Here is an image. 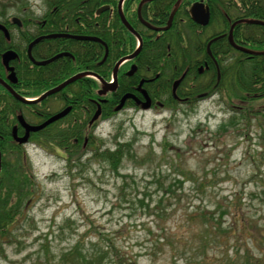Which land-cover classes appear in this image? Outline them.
Returning <instances> with one entry per match:
<instances>
[{"label": "rangeland", "instance_id": "rangeland-1", "mask_svg": "<svg viewBox=\"0 0 264 264\" xmlns=\"http://www.w3.org/2000/svg\"><path fill=\"white\" fill-rule=\"evenodd\" d=\"M222 94L101 118L90 133L95 142L72 162L48 139L26 145L33 194L0 234V264H57L76 241L87 249L96 233L111 238L121 264H223L236 251V264H264V112L228 125L233 114ZM117 146L124 151L117 168L94 155ZM234 203L256 228L213 242L200 259L194 247L203 226L189 215L220 204L215 216L225 212L226 227ZM180 239L185 259L170 251ZM156 243L164 249L146 254Z\"/></svg>", "mask_w": 264, "mask_h": 264}, {"label": "flooded vegetation", "instance_id": "flooded-vegetation-1", "mask_svg": "<svg viewBox=\"0 0 264 264\" xmlns=\"http://www.w3.org/2000/svg\"><path fill=\"white\" fill-rule=\"evenodd\" d=\"M62 1L66 0H24L23 2L20 0H0V79L4 80L18 95L20 94L16 84L20 82V79L17 78L16 67L18 69L21 67L24 74L37 71L41 67H46V69L51 70L50 72L55 73L57 71L56 63L67 59H76L75 49L67 44L62 47L60 39L81 42L92 41L98 45L94 57L97 59L95 67L87 64L88 58L84 59L82 68L72 75H67L48 90L74 75H84L41 100L42 102L48 100V102L41 109L36 110L37 114H34V110L28 107L10 112L8 110L10 105L4 107L5 103H3L1 107L8 112H2L0 107V125L7 127L9 137L14 145L21 146L13 140L14 127L17 136L20 137L25 134V128L20 122V118L26 124L37 125L53 114L70 107L69 112L64 117L48 124L39 131L30 132L27 142L31 143L39 138H46L45 130L54 124L55 127H63L64 118L73 111L72 121L83 123L81 138L83 147H85L89 136H91L93 126L103 118L102 113L106 108L105 104L112 103L110 100H114L113 97L117 98L118 104L124 98L121 108L118 110L120 112L126 109L149 110L157 106L164 108L167 102L189 105L204 97L221 93L219 82L222 76V59L234 63L237 61L238 52L245 53L236 49L231 43L232 41L236 46L245 47L237 44L236 29L243 34L241 29L243 24H255L249 20L264 22V19L242 17L243 9L238 8L240 6L239 0H122L120 6V0H117L115 9L111 8L109 4H104L96 9L95 14H101L102 18H93L91 15L85 16V29L92 27L93 21L101 20L100 24L98 21L94 22L96 26L101 27L100 36L73 34L71 31L75 28L71 25L81 23L78 18L71 15L69 17L57 16L56 12H53L58 6H61ZM196 3L202 5L201 9L208 11V22L205 25L196 23L191 17L190 9ZM74 4V0H71L70 5ZM182 4L185 8L182 7L180 14L177 15ZM226 4L228 5V12L224 10ZM105 6L107 8L97 12L98 9ZM214 11L215 14H213ZM115 17L121 28L110 27V18ZM62 22L64 25L60 27ZM257 25L264 26V24ZM190 27H197V29L195 32H189ZM52 34L93 36L100 41L81 40L69 36L52 37L50 36ZM229 37H231V41ZM110 38H112L111 41ZM189 40L192 41L193 45L197 44L198 47V50L192 53L193 59L188 56ZM220 40H222V44L219 43ZM240 41L244 40L240 39ZM246 43L248 44L246 48L253 51H264V49L251 47V43L248 41ZM212 44H214L213 51L211 49ZM221 47L224 48L223 51H221ZM7 51L15 52L17 56L10 60L6 66L2 62V55ZM224 52H226L225 55H223ZM60 53L66 54L45 64L38 65L35 63L49 60ZM99 54L101 55L100 58ZM245 54V58L248 60L255 56L260 57L259 61L263 60L262 68L264 67V54ZM109 66L110 77L107 78L106 73ZM8 67L13 68L16 82L12 83L7 79L10 74V71L7 70ZM181 69V73L178 74ZM114 71L116 80H113ZM92 74H95L102 81ZM177 81L178 83L175 85ZM110 83L115 84L114 89L101 92ZM80 84H84L85 87L88 86V91L91 92L93 86H96V98H93L91 93L88 97L83 96L82 100H84L83 98L86 100L84 105L83 102H79V97L75 96V89ZM0 87L14 97L1 83ZM85 87H82V90L87 91ZM66 89L68 90L66 91ZM3 90H0V95L3 94L1 93V91L4 92ZM50 97L52 98L49 100ZM55 104L56 106L53 107ZM91 104H95L96 109L93 110ZM97 110H99L98 117L90 123ZM79 111L80 118L78 119L76 112ZM34 115L37 117L35 118Z\"/></svg>", "mask_w": 264, "mask_h": 264}, {"label": "trees", "instance_id": "trees-1", "mask_svg": "<svg viewBox=\"0 0 264 264\" xmlns=\"http://www.w3.org/2000/svg\"><path fill=\"white\" fill-rule=\"evenodd\" d=\"M23 2L24 0H20ZM71 0H66L61 2V6H58L53 12H56L57 16L69 17L76 16L78 21L81 23L72 24L71 27L75 28L71 32L73 34H94L97 36L101 35L100 26L94 24L95 21L101 22V20H95L92 22V27L85 29L84 19L85 16L91 15L93 18H102V15H96V9L104 4H109L111 8H116L117 0H74V5H70ZM82 1V2H81ZM240 6L242 8V17H250L255 19H264V0H239ZM184 4V3H183ZM179 8L177 15L180 14L181 9L185 8L184 5ZM222 5H225L222 3ZM228 5L224 7V10L228 12ZM215 14V11L213 12ZM63 21V19H61ZM225 23L226 21L223 20ZM83 22V23H82ZM100 24V23H99ZM160 24V23H158ZM227 24V23H226ZM64 23L62 22L60 27ZM109 25L111 28H121L117 18H110ZM228 25V24H227ZM226 25V27H227ZM192 26V25H190ZM195 26V25H194ZM194 28H189V32H195ZM242 33H239V30L236 29V41L237 44L248 46L246 41L250 42L251 47L256 49H264V26L257 24H243L241 26ZM122 30V29H121ZM112 38H110L111 41ZM244 40V41H240ZM246 40V41H245ZM62 47L66 44L75 49V60L67 59L66 61H59L57 64L56 72H50L51 70L46 69V67H41L37 71H33L28 74L22 73L21 67L18 69L16 67L17 78L20 79L17 83L18 93L24 98H35L40 96L44 91L51 88V86L58 84L63 80L67 75H72L76 73L80 68L83 67L84 59L88 58L87 64L95 65L97 59H94L96 56V51L98 45L95 42L87 41L81 42L77 40H68L60 39ZM111 43V42H108ZM222 44V40L219 41ZM242 43V44H240ZM79 47H81L79 49ZM229 47V46H228ZM213 51L214 44L211 45ZM198 50L197 44H194L189 40V49L188 56L193 59V52ZM224 48L221 47V51ZM224 52L223 55H225ZM100 58V54L98 55ZM246 54L238 52L237 61L229 66H226L225 61H221V80H220V89L223 98L225 97L228 105L230 106L232 117L228 120L227 124L232 125L233 121L246 122L251 119L253 116H257L259 113L264 112V73H263V60L259 61L260 57H253L248 60L245 58ZM261 60V59H260ZM164 61V60H162ZM159 62V61H158ZM93 63V64H92ZM229 63V62H228ZM15 64V63H14ZM95 67V66H94ZM33 69V68H32ZM164 69V68H163ZM1 71V69H0ZM182 69L178 71V74L181 73ZM167 73V72H166ZM177 74V75H178ZM106 77H110V66L107 69ZM26 78V79H23ZM25 81V83H24ZM83 83V82H82ZM88 85V84H87ZM86 85V86H87ZM82 87H85L84 84H80L79 87L75 89V96L79 97V102L86 101L85 98L82 100L83 96H91L96 98V86H93V90L88 91V86L85 87L86 90H82ZM69 89V88H68ZM66 89V91L68 90ZM0 90H3L0 87ZM82 90V91H81ZM4 91V90H3ZM0 95V107L4 104V107L8 106L10 112H16L18 110L25 109L28 107L33 109L34 114H37L36 110L41 109L45 106L48 100L43 102H20L15 99L11 94L6 91H1ZM52 97L49 98V100ZM110 101L112 103L105 104L106 108L104 109L102 116L106 118L109 115L116 114L118 102L116 97H113ZM176 102H167L165 106L173 107L176 105ZM28 105V106H26ZM82 105V106H83ZM92 105V104H91ZM112 105V106H111ZM93 110L95 104L92 105ZM109 106V107H108ZM175 108V107H174ZM2 112H8L5 108L1 107ZM70 113L66 118H64L63 127H55V124L45 130L46 139L50 141L51 144L59 145L67 153L68 160L72 162L74 159L78 158V155L85 149V147L90 146L95 141L92 136H89V140L85 147H83L82 134H83V123L73 122ZM36 118L37 116L34 115ZM76 117L80 118V111L76 112ZM107 117V118H108ZM240 118V119H239ZM86 120V119H85ZM241 121V122H242ZM86 124V121H85ZM6 126L0 125V153H1V171H0V234H4L7 226L13 222L15 217L19 214L21 207L25 204L27 198L33 194V180L30 175L29 168H27V161L25 162V153L22 145H14L9 137V132L6 129ZM10 129V127H9ZM47 132V133H46ZM40 139V138H39ZM37 139V140H39ZM44 139V138H43ZM76 139V141H75ZM53 146V145H52ZM95 156H100L106 160L115 161L114 166L117 168V163L120 162L124 156V151L120 147H115L111 151H99L96 149L94 151ZM73 157V159H71ZM185 174V173H183ZM160 188L163 185L159 186ZM199 189L205 188L202 183H199L197 186ZM168 188V187H167ZM231 212L228 225L224 226V222L221 221L222 216L225 212H219V215L216 217L217 211L220 210L221 205L217 204V207L213 210L204 208L195 212V214L189 215V220L198 218L200 220V225L203 226V233L199 235V239L196 243L194 249L199 254L200 259H204L207 248L209 249L213 242L220 243L221 239H227L230 236L238 235L239 231L247 232L250 229L256 228L250 223L249 216L242 209L241 205L231 204ZM237 212H239V217L237 219ZM251 224V225H249ZM97 236L94 242H91L87 249L84 247V244L81 240L75 242L65 252H62L59 255L60 262L57 264H102L104 259H113L114 263L121 264V261L118 259H125V257L120 253V251H115L116 245L113 243L111 238L107 237L108 241L103 242L100 240V234L96 233ZM238 237V236H237ZM102 238V237H101ZM106 238V237H105ZM235 238V237H234ZM257 239L256 237H254ZM170 238H168L169 240ZM238 240V239H237ZM101 243V244H100ZM224 243V242H223ZM179 244H187L184 240H178L176 243L170 241V251L172 256L176 259L184 256L185 249H180ZM193 247V246H191ZM164 248L161 247V244L156 243L155 246H151L149 250H146V254L149 256L156 257L157 252L162 251ZM243 250L242 259H248L250 255L248 253V248L245 247ZM242 252V251H241ZM182 253V254H180ZM196 253V254H197ZM180 254V255H179ZM263 253L261 252V255ZM238 253H234L232 257L228 256L224 259H230V261L223 264H236L233 259H236ZM240 258V257H238ZM123 264V261H122ZM238 264V263H237ZM249 264V262H246Z\"/></svg>", "mask_w": 264, "mask_h": 264}, {"label": "water", "instance_id": "water-1", "mask_svg": "<svg viewBox=\"0 0 264 264\" xmlns=\"http://www.w3.org/2000/svg\"><path fill=\"white\" fill-rule=\"evenodd\" d=\"M121 1H119V6L121 4ZM202 5H198L197 3L194 4L191 9H190V14H191V17L192 19L198 23V24H201V25H205L207 24L208 22V11L207 10H204V9H201ZM103 8H107V6L105 7H102L100 9L97 10V12H100L101 10H103ZM206 12H204V11ZM119 11H120V8H119ZM121 14V13H120ZM122 17V15H121ZM123 19V17H122ZM124 21V19H123ZM251 23H255V24H264L263 21H260V20H249ZM125 22V21H124ZM52 37H57V36H69L71 38H75V39H81V40H93V41H100L97 37H93V36H76V35H63V34H52L50 35ZM230 41H231V37H229ZM231 43L233 44V46L240 50V51H243L245 53H249V54H264V52H256V51H253V50H250V49H247V48H244V47H241V46H236L232 41ZM66 53H60V54H57L55 55L54 57H52L51 59L49 60H46V61H42V62H35L36 64L40 65V64H45L47 62H50L62 55H64ZM16 53L15 52H12V51H7L5 52L3 55H2V62L4 65H8V62L14 58H16ZM7 70L10 71V74L8 75L7 79L10 81V82H16V76H15V73L13 71V68L12 67H8ZM84 74H77V75H74L68 79H66L65 81H63L61 84H59L58 86L44 92L40 97L36 98V99H32V100H28V99H25L23 98L22 96L16 94L15 92H13V90L11 89V87L2 79H0V83L5 86L9 91L10 93H12L14 95L15 98H17L18 100L22 101V102H39L41 100H43L44 98H46L47 96H49L50 94H53L59 90H61L63 87H65L66 85H68L69 83L77 80L78 78H80L81 76H83ZM92 76L98 78L95 74H92ZM100 79V78H98ZM113 80H116V73L115 71L113 72ZM100 81H102V79H100ZM178 83V81L175 83V85ZM114 85L115 84H108L106 85L105 89L101 92H106V91H111L114 89ZM175 88V87H174ZM124 98L122 99V101L120 102V104L117 106V109L121 108V105H122V102H123ZM70 110V107H67L66 109H64L63 111L51 116L49 119H47L46 121H44L43 123L39 124V125H29V124H26L21 118H20V122L23 124L24 128H25V134L23 136H17L16 134V129L14 128L13 129V133H12V136L14 138L15 141H17L18 143L22 144V143H25L28 139V136H29V133L30 132H36L38 130H41L43 129L45 126H47L48 124L58 120L59 118L63 117L64 115H66ZM99 115V110L96 111V113L93 115L92 119L90 120V123L93 122V120H95ZM0 170H1V154H0Z\"/></svg>", "mask_w": 264, "mask_h": 264}]
</instances>
